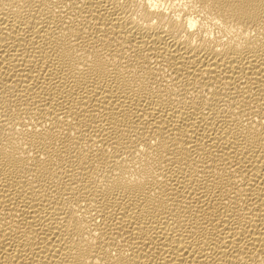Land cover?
Masks as SVG:
<instances>
[{"label": "bare ground", "instance_id": "obj_1", "mask_svg": "<svg viewBox=\"0 0 264 264\" xmlns=\"http://www.w3.org/2000/svg\"><path fill=\"white\" fill-rule=\"evenodd\" d=\"M0 264H264V0H0Z\"/></svg>", "mask_w": 264, "mask_h": 264}]
</instances>
